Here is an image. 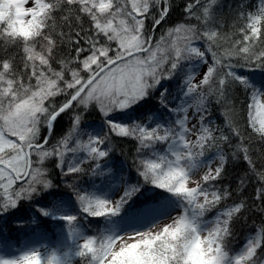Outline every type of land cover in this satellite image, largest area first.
Wrapping results in <instances>:
<instances>
[{"label": "snow or ice", "instance_id": "1", "mask_svg": "<svg viewBox=\"0 0 264 264\" xmlns=\"http://www.w3.org/2000/svg\"><path fill=\"white\" fill-rule=\"evenodd\" d=\"M0 264H264V0H0Z\"/></svg>", "mask_w": 264, "mask_h": 264}, {"label": "trees", "instance_id": "2", "mask_svg": "<svg viewBox=\"0 0 264 264\" xmlns=\"http://www.w3.org/2000/svg\"><path fill=\"white\" fill-rule=\"evenodd\" d=\"M224 2H225V3H230V2H231V0H224ZM224 12H225V13H227V8H225V9H224ZM89 119H92V120H94V119H95V117H94V116H92V117H90ZM124 146H125V147H128V145H127V144H125ZM235 242H237V243L239 242V237L237 238V241H235Z\"/></svg>", "mask_w": 264, "mask_h": 264}]
</instances>
